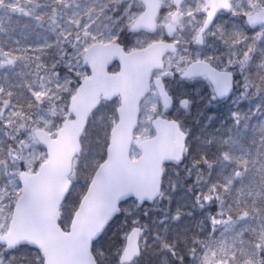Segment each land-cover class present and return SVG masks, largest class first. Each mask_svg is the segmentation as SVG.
<instances>
[{
  "label": "rangeland",
  "instance_id": "rangeland-1",
  "mask_svg": "<svg viewBox=\"0 0 264 264\" xmlns=\"http://www.w3.org/2000/svg\"><path fill=\"white\" fill-rule=\"evenodd\" d=\"M18 3L19 0H0V10L8 12L7 6L12 8L18 6L16 9H19L21 6ZM204 3L205 0H188L183 5L180 21L176 25L174 39L179 45V51L167 57L166 65L169 70L181 72L191 60L197 58L210 59L207 56V52L211 49L212 62L215 63L216 67L221 70L233 69L236 72L238 82L233 97L228 103L224 101L221 104H224L222 108L231 110L230 121L235 126V129L233 125L227 129V132L230 131L227 144L229 146L231 143L232 148L237 149L240 153L246 151V156L251 147L245 149V145L242 144L241 138L237 135L236 129L241 124L239 120L247 121L246 131L250 129L248 128L249 126L256 129V125H264V113H261L259 105L251 103L252 117L255 118L253 121L247 119L245 115L242 117L239 115L238 111L240 108L238 105L248 98L250 100V94L254 93L252 89H254L255 93L259 92L254 87L250 75L257 55L262 56V61H258V63H261L260 65L264 69V26L251 30L246 25L243 16L264 9V0H231V13L219 16L216 24L206 36L205 49L198 50L197 48H190L188 44L191 45L204 20L201 13ZM44 5H48L47 1L44 2ZM163 6L167 9L173 8V0H163ZM143 10V4L138 0H65L64 7L61 10L52 12L48 10L47 23L39 25L43 31H46L49 39L44 42L54 45L55 41V51L59 49L62 52L61 46L66 38L70 36L71 27L78 20L84 18L83 33L87 40L82 47H77L71 55L69 54L72 57L66 61V65L70 66L73 69L72 71H75L78 76L85 77L88 71L81 68L79 64L85 49L95 41L103 43L115 42L123 30L142 14ZM170 14L171 11L161 17L159 31L156 35L150 36L139 33L131 37L129 39L130 43L127 45L128 49L143 47L156 38L162 39L164 37V26L170 18ZM27 15L29 16L30 14L27 12ZM226 29L232 34L231 36H236L237 39L228 43L224 51L223 47L219 48L218 39L224 37ZM50 34L54 35V41L50 39ZM38 50V53H34L24 60V65L34 85L40 86V89L35 92L36 97L47 106L37 111L31 121L41 122L43 129L52 136H56L62 124L61 119L67 117V113L62 97L59 95L56 97L55 92L50 88V84L56 82L62 93L70 88L69 80L71 78L64 76L58 79L53 71V63H55L53 54H49L43 46H39ZM61 54L66 56L64 51ZM1 58L3 59V57ZM3 60H5V64H2L1 67L5 65L13 66L16 63L15 59L9 62V57H5ZM204 84V82H189L182 83V87L188 92L191 91V98L194 99L190 102V95L185 96V100L188 103L187 109H191L192 112L198 115L204 114V116H207L210 108L216 110L219 108V104L211 102L209 92L204 90ZM176 87V85L172 87V91L175 93L180 92L178 89L176 90ZM178 97L181 96L178 94ZM203 100L206 103L202 104ZM5 103L0 114V118L3 120V123H0L1 232L8 230L12 219L13 208L21 191L19 181L21 171L34 172L47 158L45 149L36 141L34 135L30 134L29 128L26 126L28 121L23 118L18 120L15 117L9 119L6 115L5 109L7 108ZM180 104L181 98L178 99V106L172 110L173 116L180 112ZM117 106L118 103L116 101L111 104H103L90 120L88 132L83 140V150L75 160L74 171L71 176L75 183L74 188L64 204L58 219L65 229L69 228L73 214L88 188L96 166L105 156L110 128L117 120L115 112ZM10 114L12 116L16 115L14 111H10ZM164 115L166 113L161 107L159 96L153 89L142 104L141 118L132 148V156L134 158L140 154V140L151 137L154 134L151 120L154 117ZM190 130V128H187V131ZM255 134H257L256 130H252V134L247 137L251 143L254 142ZM245 136L246 134L244 133L243 138ZM258 137L260 139L264 138V132L260 131ZM8 138L16 139L18 147L15 153L12 151L13 147H10L7 155H5L3 141ZM205 143L207 148H212L211 141L208 140ZM231 161L232 158L229 154L222 152L220 164L226 163V166H229L232 165ZM202 165L208 169L212 167L211 162L203 161V159ZM258 168L259 172H248L249 170L243 166L239 170L236 169L234 171V175L230 178L233 181L240 182L245 175L252 176L256 174L259 177L253 176V180L255 182L258 179L262 181L263 188L255 187L256 189H249V185H246L247 188L244 191L240 189L243 197H246V201L250 198V209H243L236 217L225 215V221L222 226L223 233H221L227 235V237L216 243L217 245L212 248V236L218 228L216 227L215 219H212L207 208L214 204L222 206L223 200L213 190L208 178L203 176L197 163L190 161L180 167L170 166L167 171L165 170L163 180L165 193L160 199L151 204L146 211L143 210L141 202L128 201L124 204L126 213L123 214L121 211L123 214L121 226L124 232L123 238H126L132 227L141 226L143 227L141 246L143 250H150V256H143L132 264H184L183 252L187 255L189 264H199L200 262L204 264H264V170L262 164H259ZM225 169H227L228 173L232 171L229 167H225ZM228 185L232 187V181H229ZM176 202L181 205L182 209L185 207L190 209L191 213L184 217L180 211L175 209L174 204ZM122 210L124 209L122 208ZM177 224L187 225L185 226L187 228L183 230L188 235L186 240L188 244L185 246L181 245V247L183 246L181 255L175 249V242H169L170 229ZM217 246L222 251L228 246V252L234 258L240 257L241 260L234 262L232 258L227 256L220 258V250L212 253L213 250L218 249L216 248ZM122 252L114 264H123ZM22 258L36 259L35 261L38 264H40L39 259H41L38 252L33 249L23 248L7 252L0 247V264H18ZM107 259L103 263L100 257L97 262L110 264ZM29 262L32 263L31 261Z\"/></svg>",
  "mask_w": 264,
  "mask_h": 264
},
{
  "label": "water",
  "instance_id": "water-1",
  "mask_svg": "<svg viewBox=\"0 0 264 264\" xmlns=\"http://www.w3.org/2000/svg\"><path fill=\"white\" fill-rule=\"evenodd\" d=\"M145 5L142 16L129 29L135 33H155L157 18L161 12V0H140ZM185 0H175L179 7ZM204 10H210L207 20L198 34L203 35L213 25L221 11L230 12V0H208ZM179 10L165 27L167 37H174V24ZM254 28L264 23V11L247 17ZM176 45L170 41H155L143 49L126 52L119 44L94 43L84 55L83 65H88L91 75L81 82L70 100L72 120H66L52 138L43 129L34 133L46 148L48 159L36 173L21 174V196L16 202L9 231L0 234V244L13 250L28 245L42 251L44 264H96L92 244L102 233L110 219L117 213L119 204L129 197L152 202L161 192L162 166L166 161H182L185 151V135L176 121L156 119L153 126L156 136L141 143L142 155L131 160L130 149L138 124L140 104L151 90V78L155 70L164 69V57L174 53ZM118 62L119 72L110 73L109 67ZM204 63L191 64L184 78L206 74L219 99L231 94L234 77L229 72L209 68ZM163 106L172 105L161 77L154 80ZM120 96L119 121L111 130L106 160L96 170L79 208L75 212L70 230L64 231L57 222L60 207L66 200L72 181L73 159L81 151V138L88 118L103 99ZM141 230L133 229L127 238L124 263H131L141 254Z\"/></svg>",
  "mask_w": 264,
  "mask_h": 264
},
{
  "label": "trees",
  "instance_id": "trees-1",
  "mask_svg": "<svg viewBox=\"0 0 264 264\" xmlns=\"http://www.w3.org/2000/svg\"><path fill=\"white\" fill-rule=\"evenodd\" d=\"M47 1L48 5H44V2ZM80 1V0H79ZM37 3V4H35ZM65 0H19V5L21 8L14 9L16 12H20L21 15H16L9 13L0 12V65H2L5 60H3L5 56L3 53L7 52L10 55L14 56L16 59V63L13 66H0V114L3 111L4 102L6 105L5 111L6 115L9 119L15 117L18 120L23 118L28 121L26 126L29 128V132L32 135L33 131L36 128L42 127L41 122L31 121L37 111H40L42 108L47 105H43L40 107L39 100L33 94L37 91L39 86H35L34 82L31 80L30 76L27 74V70H25L24 60L32 56L34 53H38L39 46H43L44 49L50 54H53V59L55 63H53V71L59 77L63 78L65 75L72 77L69 81L70 88L65 92H60L59 87H55L56 83H52L51 87L54 89L56 97L59 95L62 97L65 110H67L66 105L73 93V91L78 86V82L80 81V77H78L74 72L69 70V66L66 65V59L69 60V54H72L73 50L77 47L82 46L86 41L85 36L83 34L84 30V18L78 20L72 27L69 32V37L66 38L64 44H62L61 48L65 52L66 56H63L59 49L55 51L56 45L54 41V35L50 34V39L54 41L53 44H46L44 41H48L46 31L40 27L39 24L45 25L47 23V15L48 10L50 12L61 10L64 7ZM38 6V7H37ZM6 8L13 11V8L7 6ZM25 12H29V16L25 14ZM39 17V19H38ZM38 22V23H37ZM224 37L219 38L218 43L220 47L226 48L228 43L234 40V36H231L227 31L224 32ZM127 34L124 31L123 35L118 40L119 43L126 45ZM3 57V59L1 58ZM65 58V59H64ZM262 56L257 55L254 60V66L251 70L250 79L252 80L254 87L259 90L258 93H255L254 89L250 94L249 98L242 101L238 107L239 115H245L247 119L255 120L252 117V107L251 103H256L259 105L258 107L261 110V113H264V69L261 67ZM263 63V62H262ZM11 108V110H10ZM10 111L15 112V116L10 114ZM220 113L217 112V115ZM8 119V120H9ZM227 116L224 113V116L218 120L212 121V136L211 132L203 131L201 133H196V135H190L188 137V147L189 151L186 155L185 162H194L197 163L200 169L202 170L203 176L207 177L209 182L212 184L213 190L221 197L223 200L222 206H217L214 204L210 209V215L212 219H215L216 226H220L224 222L225 215H230L236 217L239 215L243 209H250L251 203L249 202L250 198L246 201V197H243L242 191L247 188L246 185H249V189H253L255 187L262 189V181L259 179L257 182L253 180V176L258 175L254 174L252 176L245 175L240 182L233 181L230 179L234 175V171L242 166L248 169V172L258 171V165H263L264 170V138H259L258 135L260 131L264 132V125H256V129H253L251 126L249 130H245L246 120L240 119V125L237 127L236 132L238 137L241 138L242 144L245 145V149L247 147H251V150H248L246 156L244 151L240 153L237 149H233L230 145L228 146L227 140L230 137V131L227 132L225 125H222L223 122H226ZM64 120V119H62ZM0 123H3V120L0 118ZM235 129V126L233 125ZM220 129V132L218 131ZM218 132H217V131ZM252 130H256L257 134H255L254 142L251 143L247 137L252 134ZM248 132V134H247ZM244 133L246 134L245 138ZM200 137V140L198 139ZM212 142V148L206 147V141ZM251 143V145H250ZM4 144V154L7 155V152L10 150V147H13L12 151L15 153L17 151V141L13 138H8L3 141ZM222 152L228 153L232 158V165L226 166V163L223 165L220 164L221 154ZM203 161H210L212 163V167L207 169V167L202 165ZM225 167L231 168V172L228 173ZM262 172V171H261ZM230 174V175H229ZM249 177V178H248ZM229 181H232L233 185L230 187L228 185ZM242 189V191H240ZM256 189V188H255ZM189 203V202H188ZM187 203V204H188ZM124 204V203H123ZM121 205L122 213H126L124 205ZM263 204V203H260ZM149 205L147 203L142 205L144 211L147 210ZM122 208L124 210H122ZM175 209L180 211V213L185 217L191 211L187 207L182 209L179 203L175 206ZM122 213L116 215L107 228L104 230L103 234L100 238L94 243L93 252L97 258V260L101 257L102 262L109 260L110 264L116 262L118 256L121 255L123 245L125 244V239L123 238L124 232L122 231ZM145 219V218H143ZM183 224H177L170 229V238L169 242L174 241L175 249L181 255V251L183 252V246L187 245L188 235L185 233L184 228H187ZM143 228V227H142ZM172 229H174L172 231ZM223 229L220 228L219 231L213 236L212 248L217 245L221 240H224L227 235L222 234ZM219 236V237H218ZM247 237V236H246ZM181 245H183L181 247ZM217 250H213L212 253H216L219 250V254L221 257H230L234 262L240 261L241 258H234L233 255L228 252L227 248L222 251L220 247ZM150 256V250H144L143 256ZM103 256V257H102ZM185 264H189L187 255L183 252L182 255ZM199 264H204L200 262Z\"/></svg>",
  "mask_w": 264,
  "mask_h": 264
},
{
  "label": "flooded vegetation",
  "instance_id": "flooded-vegetation-1",
  "mask_svg": "<svg viewBox=\"0 0 264 264\" xmlns=\"http://www.w3.org/2000/svg\"><path fill=\"white\" fill-rule=\"evenodd\" d=\"M201 12H202L203 16H206V13L203 10H201ZM196 48H198V47H196ZM202 49H199V50H202ZM199 59H203V58H199ZM189 81L190 82L191 81H194V82H204L205 83L204 84V90L205 91H208L209 92V95L211 94V87H210L211 85H210L209 81L205 77H201V78H197V79H192V80H189ZM185 82H187V81H185Z\"/></svg>",
  "mask_w": 264,
  "mask_h": 264
},
{
  "label": "snow or ice",
  "instance_id": "snow-or-ice-1",
  "mask_svg": "<svg viewBox=\"0 0 264 264\" xmlns=\"http://www.w3.org/2000/svg\"><path fill=\"white\" fill-rule=\"evenodd\" d=\"M38 19H39V17H38ZM196 40H197L198 43L202 42V39H201V37L199 35H197ZM3 55L9 56V62H12V60L15 59V57L10 55V53L5 52V53H3ZM37 59H39V57H37Z\"/></svg>",
  "mask_w": 264,
  "mask_h": 264
}]
</instances>
